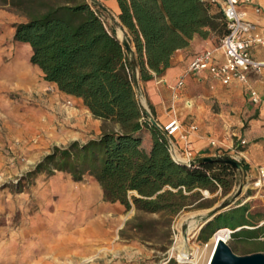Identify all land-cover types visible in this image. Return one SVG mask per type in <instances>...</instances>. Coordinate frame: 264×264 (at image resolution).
Masks as SVG:
<instances>
[{"label":"trees","instance_id":"trees-1","mask_svg":"<svg viewBox=\"0 0 264 264\" xmlns=\"http://www.w3.org/2000/svg\"><path fill=\"white\" fill-rule=\"evenodd\" d=\"M116 1L134 57L101 20V9L88 0H0V6L23 18L13 24V40L30 46L29 62L41 70L43 79L80 98L92 117L102 122L100 135L53 147L27 176L59 171L74 181L91 177L104 202L124 211L134 208L137 214L125 225L147 241L146 227L161 224L169 230L181 211L209 207L201 190L213 193L221 188L228 193L236 168L216 161L196 160L189 166L176 162L165 133L150 122L139 102L134 68L142 81L162 76L173 53L186 47L195 34L220 39L226 29L222 11L209 1ZM234 211L240 212L229 216ZM139 213L158 217L145 220ZM216 219H223L222 224L204 236L205 227ZM249 223L246 206L234 207L210 219L201 229L202 237L207 240L226 227L232 231L230 240L253 243L264 236V226L247 227L252 226Z\"/></svg>","mask_w":264,"mask_h":264},{"label":"rangeland","instance_id":"rangeland-1","mask_svg":"<svg viewBox=\"0 0 264 264\" xmlns=\"http://www.w3.org/2000/svg\"><path fill=\"white\" fill-rule=\"evenodd\" d=\"M29 57L28 45L12 47L9 54L0 55V264H168L169 259L174 264H202L212 235L205 240L201 229L217 214L245 205L252 224L246 226H264V186L254 185V174L237 169L228 193L223 194L221 188L213 193L201 190L209 207L181 211L173 217L169 230L161 224L146 227L143 235L147 241L125 225L137 214L133 207L124 211L118 204L96 202L90 209L78 207L79 203L69 208L71 199L60 201L58 192L69 174L61 172L65 177L51 184L46 174L27 173L53 147L67 146L77 141L74 138L80 139L81 133L87 134L84 142L98 135L94 120L83 115L75 101L62 99L39 71H34L38 82L35 90L13 88L8 77L13 66L35 70ZM57 104L75 114L58 112ZM78 116L79 121L74 119ZM231 158L240 162L234 155ZM139 215L145 220L158 217ZM191 220L198 226L193 231L189 230ZM222 220L208 224L203 235H209ZM263 241L264 236H260L253 243L233 239L227 243L235 253L245 254L264 252ZM163 247L166 249L161 250Z\"/></svg>","mask_w":264,"mask_h":264},{"label":"crops","instance_id":"crops-1","mask_svg":"<svg viewBox=\"0 0 264 264\" xmlns=\"http://www.w3.org/2000/svg\"><path fill=\"white\" fill-rule=\"evenodd\" d=\"M204 1H209L215 5L217 10H221L219 0ZM88 2L96 4L101 9L105 21L109 24L110 29L114 30L116 36H118V31L121 30V39L126 38L131 48L128 50V55L134 57L135 49L129 40L130 36L118 18L120 10L117 1L88 0ZM239 9L245 13L250 21L257 23L260 28L264 29V0H251L249 3L240 2ZM21 20L23 18L10 9L0 7L1 56L5 53L9 54L12 47L28 45L13 40V24ZM218 44L219 39L216 36L211 35L202 38L195 34L186 47L173 53L171 64L164 74L162 76L154 75L148 81L140 80L138 67H135L133 75L136 94L142 107L159 125L167 123L172 116L178 118L182 125V131H188L187 139L193 160L217 157L218 153L222 156L233 157L234 155L235 158L240 159L242 167L243 165L247 166L244 172L255 174L258 167L264 166V70L248 72L246 81L232 79L228 82L215 79L207 72L186 74L189 62L196 55L208 49L214 51L215 61L223 62L224 55L218 48ZM250 53L253 58L264 60V47L252 46ZM13 67L11 73L8 74L9 79L13 81V88L22 89L25 92L35 90L38 84L35 72L39 71L43 77L41 70L37 66L33 67L34 70L19 64ZM180 76H184V83L181 89L178 90L177 97L173 98L171 86L175 84ZM51 84L56 87L54 83ZM59 93L62 99L78 103L80 110L84 112L83 115L94 120L95 135H100L101 120L92 117L83 105L82 100L61 91ZM253 97H256V100ZM56 107L58 112L62 114L67 112L69 114L67 116L75 114L72 109L67 110L66 107H62L60 104H57ZM74 119L79 121L80 117H74ZM25 124L29 126L32 122H26ZM191 124L196 126L193 131L189 130ZM85 135L87 134L81 133L79 135L81 136L80 139L76 137L73 140L84 142ZM88 135L90 136V134ZM174 140L178 145L182 144V139L178 134ZM241 140L245 143L240 145ZM212 141L215 144H211ZM63 176L61 172L56 171L49 177L48 182L51 184L56 183L57 179ZM58 192L60 201L71 199L69 208L77 206V203H79L78 207L86 209L93 207L96 202L106 203L102 200V191L94 179L74 181L68 175L65 178V185ZM76 199L80 202H75ZM82 216H80V220H82Z\"/></svg>","mask_w":264,"mask_h":264},{"label":"built area","instance_id":"built-area-1","mask_svg":"<svg viewBox=\"0 0 264 264\" xmlns=\"http://www.w3.org/2000/svg\"><path fill=\"white\" fill-rule=\"evenodd\" d=\"M251 0H219L224 23L225 34L219 39L218 48L223 52V62H217L213 57V50H205L196 55L188 64L186 74L207 72L213 78L223 82L232 79L246 81L248 72H260L264 70V60H258L252 57L250 48L252 46L264 47V29L260 28L257 23L250 21L243 11L239 9L240 2L249 3ZM258 11V9H257ZM103 22L105 16L99 13ZM183 77L180 76L175 84L171 86L173 98L177 97L178 90L183 86ZM256 100V97H253ZM165 133L169 142V152L172 158L186 165L195 162L190 154V144L187 139L188 131H182V125L176 116H172L169 121L159 125ZM196 129L194 124L189 125V130ZM182 139V144L178 145L174 140L176 135ZM245 141L241 140L240 144ZM211 144H215L214 141ZM218 156H222L219 153ZM254 185L264 186V166L258 167L254 174ZM226 228V227H223ZM221 228L215 230L212 237ZM229 236L232 231L227 228Z\"/></svg>","mask_w":264,"mask_h":264},{"label":"water","instance_id":"water-1","mask_svg":"<svg viewBox=\"0 0 264 264\" xmlns=\"http://www.w3.org/2000/svg\"><path fill=\"white\" fill-rule=\"evenodd\" d=\"M118 39L119 37L116 36ZM120 40V39H119ZM122 44L126 49L130 50V45L126 38L121 39ZM150 122L156 127L160 128L156 120L147 112ZM204 162H222L231 165L244 172L241 163L231 157L217 156V157H205ZM209 264H264V252L255 251L245 254H237L228 243L224 241H217L214 245L212 253L209 257Z\"/></svg>","mask_w":264,"mask_h":264},{"label":"bare ground","instance_id":"bare-ground-1","mask_svg":"<svg viewBox=\"0 0 264 264\" xmlns=\"http://www.w3.org/2000/svg\"><path fill=\"white\" fill-rule=\"evenodd\" d=\"M118 36L121 38L122 37V33L121 30L118 31ZM198 226L196 224L195 220H191L190 224H189V230L193 231L194 229H196ZM230 239L229 236V232L227 230V228H221L217 233L214 234V236L209 240V242L206 244V248H205V257L203 260L202 264H209V257L212 253V250L214 248V245L217 241H224V242H228Z\"/></svg>","mask_w":264,"mask_h":264}]
</instances>
